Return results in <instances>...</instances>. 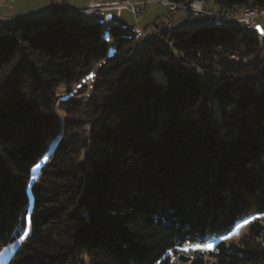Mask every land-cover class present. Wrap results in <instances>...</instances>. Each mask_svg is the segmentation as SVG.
<instances>
[{
  "label": "trees",
  "instance_id": "1",
  "mask_svg": "<svg viewBox=\"0 0 264 264\" xmlns=\"http://www.w3.org/2000/svg\"><path fill=\"white\" fill-rule=\"evenodd\" d=\"M215 25L141 59L134 32L113 28L107 59L99 23L62 9L2 28L0 252L30 225L7 264H176L210 242L189 264H264V41Z\"/></svg>",
  "mask_w": 264,
  "mask_h": 264
},
{
  "label": "rangeland",
  "instance_id": "2",
  "mask_svg": "<svg viewBox=\"0 0 264 264\" xmlns=\"http://www.w3.org/2000/svg\"><path fill=\"white\" fill-rule=\"evenodd\" d=\"M88 0H15L12 5V10L9 11L6 7H2L0 10V29H2L9 21L16 20V19H34L39 17H45L51 14L56 10H65L66 12H75L83 10L87 4ZM248 8H253V6H247ZM143 16L136 20L134 19L128 12L124 11L121 14V29L126 30L129 35H133L134 29H140L145 36L148 37L149 31L154 27L155 21L161 17L165 13V9L156 4H148L143 6L142 8ZM244 8H238L233 12L234 18H244ZM204 10L210 11L214 14L218 13L219 9L218 6L215 5L213 0H205L204 1ZM6 18V19H3ZM91 21V20H88ZM100 25V32L101 36L108 45V52H107V59H110L115 50L114 42L112 34H114L113 28H118L114 20V13L107 12L105 18L102 22L99 23ZM232 24H216L217 27L223 26H231ZM210 26L209 23V16H202V17H194L184 15L183 13H176L172 17L171 25L169 28H164V30H168L169 32H191L197 28L201 27H208ZM236 27H239L244 30L243 24H236ZM248 33V32H246ZM251 34V33H250ZM254 35L259 39V41H264V18L259 19L255 26ZM135 38V37H134ZM151 40V39H150ZM162 41V35L159 38L160 42ZM138 42V43H137ZM148 41L146 39L144 41H136L133 47V51L131 55L136 59L144 58L145 56V45ZM150 42V41H149ZM144 50V51H143ZM137 51V52H136ZM264 54V49H263ZM155 74V73H153ZM156 80L161 81V77L156 74L154 75ZM93 78V73L83 79L80 83L75 85L72 89L71 94L65 93L64 89L60 88L58 90V94L61 96L62 100H78L82 99L87 96L88 92L84 95H78L77 91L80 90L83 86L87 89L90 88L91 82ZM57 94V95H58ZM57 114L59 118H63L64 111L58 107ZM88 128H86L87 130ZM56 141L52 142L49 146V149L52 150L55 146ZM261 160L264 161V154L261 157ZM36 174V167L34 166L31 170L32 178ZM36 179V176H35ZM251 221H248L241 225L238 228L236 236L231 238L230 240L236 241L241 235L245 234L247 226L250 224ZM29 217L27 218L26 228L22 236L24 239L18 238L12 244L6 246L0 252V264H7L11 256L15 253V251L25 243V239L29 233ZM27 233V235H25ZM214 246V242H210ZM207 245V244H205ZM195 245L188 244L185 246L178 247L175 251L170 253L171 260L176 264H189L192 261V257L195 253H207L211 250H206L204 248H195ZM203 246V245H201ZM262 249L264 250V234L262 235L261 241ZM187 248V251H183L182 249ZM180 257L187 258L186 262H182L179 260ZM206 264H213L211 260H206Z\"/></svg>",
  "mask_w": 264,
  "mask_h": 264
},
{
  "label": "built area",
  "instance_id": "3",
  "mask_svg": "<svg viewBox=\"0 0 264 264\" xmlns=\"http://www.w3.org/2000/svg\"><path fill=\"white\" fill-rule=\"evenodd\" d=\"M15 0H0V10L6 7L12 10V3ZM205 0H88L85 8L80 11L70 12L69 15L82 18L84 20L103 19L107 12L114 13L116 24L121 23L122 12H128L134 19L138 20L143 16L142 7L148 4L160 5L165 9V13L154 23V27L149 31L148 37L140 29H134L137 32L139 41L155 39L161 37V28H169L172 17L176 13L184 15L202 17L209 16L210 25L213 24H245L248 31L255 32V26L259 19L264 18V5L248 8L245 5L234 4L224 7L218 6V13L214 14L204 10ZM238 8H244V18H234L233 12ZM8 31L0 29V34H6Z\"/></svg>",
  "mask_w": 264,
  "mask_h": 264
},
{
  "label": "bare ground",
  "instance_id": "4",
  "mask_svg": "<svg viewBox=\"0 0 264 264\" xmlns=\"http://www.w3.org/2000/svg\"><path fill=\"white\" fill-rule=\"evenodd\" d=\"M72 16H74V15H72ZM79 18V17H78ZM79 19H81V20H83L82 18H79ZM92 21H94V22H97V23H100V22H102L103 21V19H91ZM116 23V22H115ZM116 25H118V26H122V24H116ZM235 25V24H234ZM244 25V30L243 31H245V32H248V33H254V31H248L247 29H246V26H245V24H243ZM163 29L164 28H161V34H162V32H163ZM9 34V32L8 33H6V34H0V35H8ZM134 34L136 35V38H137V32L134 30ZM135 37V36H134ZM137 41H138V38H137ZM147 41H159V38H155V39H148ZM138 43V42H137ZM144 51V50H143ZM137 52V51H136Z\"/></svg>",
  "mask_w": 264,
  "mask_h": 264
},
{
  "label": "snow or ice",
  "instance_id": "5",
  "mask_svg": "<svg viewBox=\"0 0 264 264\" xmlns=\"http://www.w3.org/2000/svg\"><path fill=\"white\" fill-rule=\"evenodd\" d=\"M25 235H27V233H25ZM224 238L227 239L228 237H224ZM21 239H24V237L22 236ZM194 247L197 248V249H199V248H204V249H206V250H211L213 246H212L211 244H207V245H203V246L197 244V245H195ZM182 250H183V251H187L188 249H187V248H184V249H182Z\"/></svg>",
  "mask_w": 264,
  "mask_h": 264
},
{
  "label": "water",
  "instance_id": "6",
  "mask_svg": "<svg viewBox=\"0 0 264 264\" xmlns=\"http://www.w3.org/2000/svg\"><path fill=\"white\" fill-rule=\"evenodd\" d=\"M179 260L182 261V262H186L187 261V258H184V257H180L179 256Z\"/></svg>",
  "mask_w": 264,
  "mask_h": 264
},
{
  "label": "crops",
  "instance_id": "7",
  "mask_svg": "<svg viewBox=\"0 0 264 264\" xmlns=\"http://www.w3.org/2000/svg\"><path fill=\"white\" fill-rule=\"evenodd\" d=\"M3 19H6V18H3ZM13 20V19H12Z\"/></svg>",
  "mask_w": 264,
  "mask_h": 264
}]
</instances>
